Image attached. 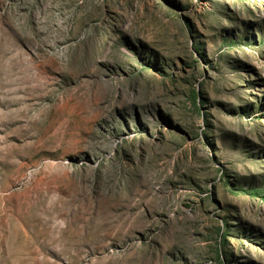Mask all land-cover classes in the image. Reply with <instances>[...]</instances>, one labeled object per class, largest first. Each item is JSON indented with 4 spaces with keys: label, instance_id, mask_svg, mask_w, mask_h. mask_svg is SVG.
Masks as SVG:
<instances>
[{
    "label": "rangeland",
    "instance_id": "374dc122",
    "mask_svg": "<svg viewBox=\"0 0 264 264\" xmlns=\"http://www.w3.org/2000/svg\"><path fill=\"white\" fill-rule=\"evenodd\" d=\"M0 264H264V0H0Z\"/></svg>",
    "mask_w": 264,
    "mask_h": 264
}]
</instances>
